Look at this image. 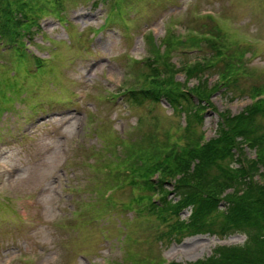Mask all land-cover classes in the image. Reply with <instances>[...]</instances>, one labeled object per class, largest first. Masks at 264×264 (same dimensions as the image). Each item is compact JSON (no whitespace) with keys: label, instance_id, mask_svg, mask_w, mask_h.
I'll return each mask as SVG.
<instances>
[{"label":"rangeland","instance_id":"obj_1","mask_svg":"<svg viewBox=\"0 0 264 264\" xmlns=\"http://www.w3.org/2000/svg\"><path fill=\"white\" fill-rule=\"evenodd\" d=\"M67 1L76 6L64 10L65 23L55 11L33 15L36 22L28 36L43 16L33 42L28 36L9 42L0 26V264H191L217 246L244 245L247 238L240 233L175 242L166 234L168 222L133 200L141 192L124 174L122 181L110 176L104 165L124 159L129 148L131 153L152 144L166 146L168 138L177 142L184 135L177 128L185 126V115L173 114L165 100L139 105L121 96L129 72L136 73L129 86L139 89L137 77L148 71L138 61L164 58L163 44L168 45L174 22L170 36L189 51H196V39L213 38L200 30L210 29L219 12L234 39L241 35L257 46L254 58L247 55L250 76H240L231 89L216 87V75L204 76L210 94L206 106L194 99L205 106L194 133L213 139L224 115L253 107L252 88L264 86V73L256 69L264 68V0H66L65 6ZM184 8L186 18L176 21ZM68 21L85 26V32L68 27ZM102 24L103 30L110 26L105 34ZM234 49L237 54L248 50ZM172 56L177 67L199 57L185 48ZM186 76L179 72L175 80L195 89L198 80ZM113 92L120 97L113 98ZM257 120L258 131H264V116ZM245 150L255 160V151ZM121 182L124 188L105 205L104 191ZM166 189L176 197L174 183ZM190 214L183 211L180 218L188 220Z\"/></svg>","mask_w":264,"mask_h":264},{"label":"trees","instance_id":"obj_2","mask_svg":"<svg viewBox=\"0 0 264 264\" xmlns=\"http://www.w3.org/2000/svg\"><path fill=\"white\" fill-rule=\"evenodd\" d=\"M46 1L0 0L2 35L10 42L28 35L26 32H30L36 22L33 15L43 14ZM35 5L37 9L34 11ZM211 44L216 47V43ZM168 46L171 47L170 42ZM165 56L166 61L156 57L153 60L155 65L148 61L151 70L145 76L143 88L129 93L136 104L165 99L175 110L186 111V141L181 148L153 144L151 150H138L139 156L132 152L131 168L126 169L131 178L130 185L147 192L137 199L147 200L151 214L168 222L166 234L177 242L207 233L247 235L244 246H218L210 257L192 264H264V173L261 172L264 167V131L259 132L257 126L258 115L264 116V99H258L250 110L237 116L224 115L219 136L202 144L203 133L196 135L194 130L202 123L204 105L208 103L210 89L207 90V80L199 81L195 89L183 86L175 80L179 69L168 62L170 51ZM226 59L213 65L194 64L186 69L187 78H202L209 70L222 76L216 87L231 89L238 84L240 73L236 75L232 67L235 64L229 62L227 54ZM195 98L205 104H194ZM244 145L257 149V159H244L241 167L235 169L232 165L238 160L233 150H239L243 158ZM257 175L262 177V183L255 181ZM170 183H174L173 192L176 194L171 199V192L166 189ZM229 189L234 191L226 193ZM103 202L108 205L112 199ZM222 202L225 203L224 210L220 209ZM188 208L192 214L188 221L182 220L180 215Z\"/></svg>","mask_w":264,"mask_h":264}]
</instances>
